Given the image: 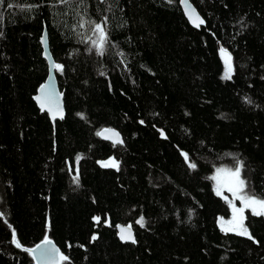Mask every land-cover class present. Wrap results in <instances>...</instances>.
Returning a JSON list of instances; mask_svg holds the SVG:
<instances>
[{
	"label": "trees",
	"instance_id": "trees-1",
	"mask_svg": "<svg viewBox=\"0 0 264 264\" xmlns=\"http://www.w3.org/2000/svg\"><path fill=\"white\" fill-rule=\"evenodd\" d=\"M191 2L200 29L180 0H0V264H36L26 249L45 238L60 264H264V216L245 211L251 238L224 231L230 195L211 179L241 165L264 199V0ZM45 28L55 126L35 100Z\"/></svg>",
	"mask_w": 264,
	"mask_h": 264
},
{
	"label": "water",
	"instance_id": "water-1",
	"mask_svg": "<svg viewBox=\"0 0 264 264\" xmlns=\"http://www.w3.org/2000/svg\"><path fill=\"white\" fill-rule=\"evenodd\" d=\"M180 4L182 6V11H184L187 19L189 20L190 24L192 26H194L195 28L200 29L201 26L204 23V19L203 16L201 15V13L199 11H197L198 9L196 8V6L191 2V0H187V5L190 6L192 9L195 10V13L199 15L200 19L203 20V23L200 24L198 27L196 26L195 23H193V19L190 18L189 14H188V10L186 9V3L185 0H180ZM44 32L41 36L40 39V43L42 44L43 47V56L48 60L49 63V74L47 76V79L44 81V83L39 87L38 92L35 96V100L39 106V108H41L42 111L47 112L49 115V118L51 119L50 121H52V123L56 124V120H60L63 119L66 115L67 109H66V104H65V95L64 92L61 90L59 82H57L58 78L56 75V69L55 66L57 63L54 59V57L51 55V49H50V43H48L49 41V36H48V32L45 29H43ZM43 103L44 107H41V104ZM51 109V111L49 110ZM55 114V118L54 117ZM61 114L62 117L61 118ZM105 130H110V131H105ZM100 133H103V135L100 134V136L107 140V141H111V142H115V143H120L119 141H122V143L124 142L123 136L120 133V131H116L115 128H104V130L102 129L101 131H99ZM112 133H118V138L116 136H113ZM104 165V164H102ZM129 229L130 228V233L131 236L134 238V243L136 241V235H135V228L133 227L132 224H124V223H120L117 225V229H118V236L121 239V229ZM128 232H125V235H127ZM14 241L16 242L17 239L13 238ZM49 240L51 241V244L48 245V247H54L56 249L59 250L60 254H63L61 248L56 244V242L51 239V238H45L43 239L41 242H39L38 244H36L34 247H32L31 249L36 248L37 245H43L45 240ZM124 242H133V240H122ZM36 264H37V259L36 256L32 253ZM60 262L57 259H53L52 261L49 262V264H60Z\"/></svg>",
	"mask_w": 264,
	"mask_h": 264
},
{
	"label": "snow or ice",
	"instance_id": "snow-or-ice-1",
	"mask_svg": "<svg viewBox=\"0 0 264 264\" xmlns=\"http://www.w3.org/2000/svg\"><path fill=\"white\" fill-rule=\"evenodd\" d=\"M186 3V9L188 10V14L190 16V18L193 19V23L196 24V26L198 27L200 24L203 23V20L200 19L199 15L195 13V10L192 9L190 6L187 5V0H185ZM95 30L97 32H99L100 34V47L101 49L103 48V44L104 41L106 40V33L104 32L103 26L101 24H95ZM226 63L228 64V68L227 71L225 73V78L226 79H231V72H232V66L231 63L229 61L226 60ZM57 69L62 70V65L56 64L54 65ZM41 107H44L43 103L41 104ZM51 111V109H49ZM55 118V114L54 117ZM61 118L62 114H61ZM110 131V130H105ZM101 135H103V133H99ZM113 136H116L118 138V133H112ZM118 142L122 143V141ZM105 167H117L116 163L114 161L108 162L104 164ZM192 167H195V165H192ZM231 175L235 178V183L239 186V188L242 190L244 187L245 182L240 179V169L237 168L234 172H231ZM77 182H78V177L76 178ZM230 191H233L232 188L229 189ZM217 194L220 195V190L219 188H217ZM241 199H243L245 201V206H252V205H260L261 208H264V200H257L254 197H241ZM242 213L243 209H236L233 206V220L232 221H228L225 222L223 220V218H221V227L224 231H237V227L234 226V224L236 223L237 217H236V213ZM253 213L256 215H264V212H257L255 208H253ZM99 219V218H97ZM242 219V217H241ZM141 224H143V219L141 218V220L139 221ZM227 224V226H226ZM125 232H128L127 235H125ZM239 235H246L249 236V238H251V234L248 232L247 228L243 227L242 223L240 224V230L238 231ZM95 238V237H94ZM121 239L122 240H133L134 242V238L131 236L130 233V228L129 229H121ZM51 244V241L49 240H45L43 245H37L36 248L34 249H26V251H29L31 253H33L36 256L37 259V264H49L50 261H52L53 259H57L59 261H64L67 259V257L63 256V254L59 253V250L54 248V247H48V245ZM16 245L17 247H20V242L17 240L16 241Z\"/></svg>",
	"mask_w": 264,
	"mask_h": 264
},
{
	"label": "rangeland",
	"instance_id": "rangeland-1",
	"mask_svg": "<svg viewBox=\"0 0 264 264\" xmlns=\"http://www.w3.org/2000/svg\"><path fill=\"white\" fill-rule=\"evenodd\" d=\"M221 51H222V57H223L222 62H224V74L223 75L225 76V73H226L227 68H228V64L226 63V60L231 63L232 72L234 70V64L232 62L233 58H232L231 53L226 49H222ZM232 72H231V74H232ZM237 168L240 169V177L239 178L245 182L242 190L235 183V178L231 175V172H234ZM243 177L244 176H243V171H242L241 165H238L235 168L220 165L214 169V171L212 173V178H211V179H213V183H214L216 192H217V188H219L220 193L226 192L230 195V197H227V198H228V205L230 206L231 213L229 216H226L225 218L220 217V219H219L220 225H221V218H223V220L225 222L233 220V215H234L233 206L236 209H243L242 213H239V212L236 213L237 220H236V223L234 224V226L237 227L236 232H238L240 230V224L241 223H242L243 227L247 228L246 224H245V217H244L245 211L247 209L253 210V208H255L257 212H264V208H261L260 205H252V206H247V207L245 206V201L243 199H241V197H254L257 200H264V199H260L256 196L250 194L247 191L246 181ZM230 188H232L233 191H230L229 190ZM241 217H242V219H241ZM226 226H227V224H226Z\"/></svg>",
	"mask_w": 264,
	"mask_h": 264
}]
</instances>
